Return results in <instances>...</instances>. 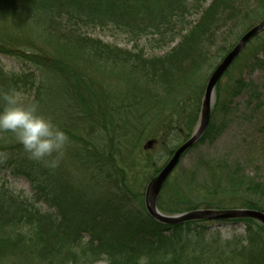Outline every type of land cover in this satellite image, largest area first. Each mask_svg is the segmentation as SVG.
I'll use <instances>...</instances> for the list:
<instances>
[{
	"label": "trees",
	"instance_id": "16d2710c",
	"mask_svg": "<svg viewBox=\"0 0 264 264\" xmlns=\"http://www.w3.org/2000/svg\"><path fill=\"white\" fill-rule=\"evenodd\" d=\"M190 1L0 0V58L17 63L16 70L8 71L0 62V110L4 93L21 91L26 104H35L39 114L69 137L62 151L66 156L53 153L48 158L57 159L53 168L30 159L13 133L0 132V176L30 185L27 194L0 182V264H137L140 256L148 264H264L261 224L251 219L161 224L146 211L147 180L141 184L132 161L119 159L127 150L138 160L140 143L132 142L131 135L140 142L174 139L179 145L172 151L189 139L199 123L208 75L204 78V69L194 88L184 86L181 77L195 75L207 63L211 48L224 37H219L223 26L245 20L253 9V0H212L207 9L208 0ZM192 13L202 15L196 24L188 22ZM96 30L124 37L132 49L104 43L93 37ZM175 43L163 57L147 53ZM234 46L217 57L224 59ZM122 72L137 83L129 93L115 91ZM105 73L109 89L91 96L86 92L91 78ZM255 73L256 79L246 77ZM60 82L70 93L63 109L55 97ZM171 90L177 95L166 116V104L157 95ZM240 102L262 126L255 142L264 143V31L218 84L210 125L184 156L218 140L230 124L220 126L218 121L241 110ZM202 162L209 177L203 182L192 179L187 188L203 201L175 197V205L166 207L169 179L158 201L163 214L237 209L264 213V183L241 175L240 162L234 170L225 161ZM225 222L242 224V234L224 236L210 227Z\"/></svg>",
	"mask_w": 264,
	"mask_h": 264
},
{
	"label": "rangeland",
	"instance_id": "374dc122",
	"mask_svg": "<svg viewBox=\"0 0 264 264\" xmlns=\"http://www.w3.org/2000/svg\"><path fill=\"white\" fill-rule=\"evenodd\" d=\"M211 2L212 0H208L207 4H205V7L203 8L207 9ZM255 2L257 1L253 0L251 2V7L253 9L249 12V16H247L245 20L241 19L239 21H231L227 25L222 27L220 33L221 35L219 34V37H222V35L224 37L222 39L218 38L215 46L211 48V55H209V58L207 56V59H209L207 63L201 64L197 68V71L195 73L197 77L191 80V78L195 75H182L181 81L184 86H193L194 88L196 86V83H199L200 77L204 76V69L206 73L204 78H206V76L208 75V79L209 76L212 75L211 73L214 72L216 67L222 61V59L217 57L220 51L226 47H230L228 48V50L231 49V46L236 45V43L239 41L236 37L241 38L242 35L246 34L245 32H247L253 25H255L256 21H258L257 23L259 24L262 20H264V3ZM189 3L190 5L194 4V1L192 0ZM256 12H258V14ZM195 14L197 13H192L190 15V17L188 18L189 23L191 22L196 24L200 20L202 15ZM93 37L101 39L104 43H107L110 46H113L114 48H118L119 50L122 49L130 51L132 49L131 44H128L127 40L124 37L114 36L113 33L110 31L96 30L93 34ZM177 43L163 50H148L147 53H149V55L155 54L158 57H163L168 53H171L174 47H176ZM0 62L3 67L8 71L12 69H17V63L13 59L0 58ZM207 64H211V66H213L212 70H210V66H206V68L205 66H203ZM194 71L195 70H193L192 72ZM128 74L129 72H127V76ZM105 76L106 73L100 76L95 74L91 78L92 81L90 80L89 84L87 85L86 92L90 93L92 96L93 94H102V92H100V90L102 89L108 90L109 87L105 84H109V78L108 75L107 77ZM119 76H121L122 79L120 82H116L114 85L116 92L129 93L131 92L130 89L134 88L133 86H137L136 81L131 79L130 77L128 78L125 72L120 73ZM258 76V73H255L253 75L246 74V77L248 79H256ZM207 79L205 80V88L208 81ZM60 84H62V82H60ZM68 89L69 87L63 84L58 87V91L56 92L57 95H55V97L59 98L58 106L60 109L64 108V102L66 100V97L70 95ZM176 95L177 93L174 90L165 92L164 95L161 96L157 95V97H159V99H162L166 104V116H168L169 113L172 112V105H174L175 103L174 99ZM88 103L91 104L92 102ZM240 104L243 107L241 110L236 111L233 116L223 115L222 118H220L221 122L218 121L220 126H223L222 123L227 124L228 122H230L229 127L224 128V131L218 138V140L213 143L206 142L203 145H200L198 149L188 153L181 159L179 166L173 172L174 174L170 176V180L168 179L169 182L167 181L169 186L167 185L168 188H166V191L167 189L168 191L165 193L166 196L164 197L166 207L169 208L172 205H175L177 200L175 199V197H182L183 199L190 198L187 200L197 201V203L203 201L204 198L201 197V195L198 196L195 194H189V190L187 188V184L190 182V180L198 179L203 182V180L209 177L208 173L202 166L203 160L209 162L217 160L225 161L226 165L230 166L229 168H231L232 170L235 169V163L240 162L243 166V170L241 169L242 173H240L241 175L245 174L246 176H249L251 179H253L255 182L264 183V143L262 141L255 142L257 141V132L260 128H262V126H259L257 123L254 122V120L250 116L251 113L246 108L247 105L245 104V102H240ZM149 115L154 116L153 114ZM182 120H184L183 125H186L187 116L185 115V113L183 114ZM252 120L255 124L254 126L252 125ZM162 128L168 129L166 125H163ZM176 132L180 133L181 131L178 130ZM131 138L133 139L132 142H134L135 144L140 143V148L142 152L141 154L138 153L140 154L137 157L138 160H132L133 155L130 158L132 152L127 150H124V153H121V156L119 155V159L121 160L122 158H124L126 163L132 161L130 165L134 166L133 173L138 179V181L141 184H144L146 180L148 182L147 184H145L146 187L144 188V192H146L149 183L162 171V169L170 161L172 153L177 150L175 149L172 151L173 147H178L179 144L177 145V141H172L174 139L170 138L166 143L161 141L155 142L153 147L145 150L144 147H146L147 143L153 139L142 140V142H140L138 139H135L134 135H131ZM176 139H179L178 136L176 137ZM72 142V146H74V141ZM59 156H61L62 158L65 157L66 151L59 154ZM65 163L68 164L66 161ZM0 182L6 183L11 189L15 191H23L27 194L30 193V185L24 179L14 178L11 175H1ZM210 227L214 228L213 230H219L221 233H223L224 236L227 234H242L243 232V225L240 223L225 222L221 224L211 225ZM96 264L108 263L98 262Z\"/></svg>",
	"mask_w": 264,
	"mask_h": 264
},
{
	"label": "water",
	"instance_id": "95a60500",
	"mask_svg": "<svg viewBox=\"0 0 264 264\" xmlns=\"http://www.w3.org/2000/svg\"><path fill=\"white\" fill-rule=\"evenodd\" d=\"M263 31L264 20L243 35L233 49L224 57L222 62L214 70L206 85L199 123L197 124L193 134L174 152L170 161L147 186L145 192V207L147 213L155 221L164 225H180L190 221H230L251 219L264 227V213L256 210H197L175 216H167L158 208V200L164 185L179 166L183 156L203 138L210 125L212 110L216 102V90L218 84L250 41ZM154 144V141H149L144 149L147 150L148 148L153 147Z\"/></svg>",
	"mask_w": 264,
	"mask_h": 264
},
{
	"label": "clouds",
	"instance_id": "9594fccd",
	"mask_svg": "<svg viewBox=\"0 0 264 264\" xmlns=\"http://www.w3.org/2000/svg\"><path fill=\"white\" fill-rule=\"evenodd\" d=\"M4 106L0 110V132H11L22 145L29 158L56 167L53 153L61 154L69 137L50 119L39 114L35 104H26L24 93L10 90L3 94ZM137 264H148L146 256L138 257Z\"/></svg>",
	"mask_w": 264,
	"mask_h": 264
},
{
	"label": "bare ground",
	"instance_id": "6f19581e",
	"mask_svg": "<svg viewBox=\"0 0 264 264\" xmlns=\"http://www.w3.org/2000/svg\"><path fill=\"white\" fill-rule=\"evenodd\" d=\"M222 60H223V59H222ZM221 62H222V61H221ZM221 62H220V63H221ZM220 63H219V64H220Z\"/></svg>",
	"mask_w": 264,
	"mask_h": 264
}]
</instances>
